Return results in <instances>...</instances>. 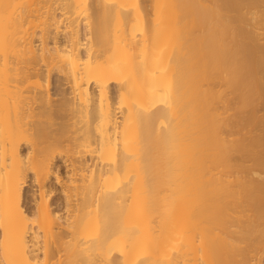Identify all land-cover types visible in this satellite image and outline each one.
I'll list each match as a JSON object with an SVG mask.
<instances>
[{"label":"bare ground","instance_id":"1","mask_svg":"<svg viewBox=\"0 0 264 264\" xmlns=\"http://www.w3.org/2000/svg\"><path fill=\"white\" fill-rule=\"evenodd\" d=\"M0 264H264V0H0Z\"/></svg>","mask_w":264,"mask_h":264},{"label":"rangeland","instance_id":"2","mask_svg":"<svg viewBox=\"0 0 264 264\" xmlns=\"http://www.w3.org/2000/svg\"><path fill=\"white\" fill-rule=\"evenodd\" d=\"M83 32H84V30H83ZM51 91H53V89H51ZM51 184H52V186L54 187L55 186V184L52 182V179L49 181ZM28 184V186L25 188V190H29V187H30V185H29V183H27ZM56 187V186H55ZM28 194V193H27Z\"/></svg>","mask_w":264,"mask_h":264}]
</instances>
